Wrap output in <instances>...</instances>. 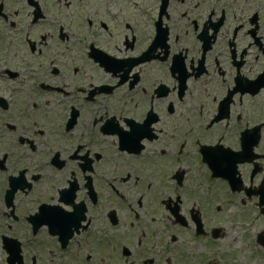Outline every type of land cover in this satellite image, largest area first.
Wrapping results in <instances>:
<instances>
[{
  "label": "flooded vegetation",
  "instance_id": "flooded-vegetation-1",
  "mask_svg": "<svg viewBox=\"0 0 264 264\" xmlns=\"http://www.w3.org/2000/svg\"><path fill=\"white\" fill-rule=\"evenodd\" d=\"M256 225L264 0H0V264H260Z\"/></svg>",
  "mask_w": 264,
  "mask_h": 264
},
{
  "label": "rangeland",
  "instance_id": "rangeland-1",
  "mask_svg": "<svg viewBox=\"0 0 264 264\" xmlns=\"http://www.w3.org/2000/svg\"><path fill=\"white\" fill-rule=\"evenodd\" d=\"M263 228H264L263 225H256V226L253 227V230H254V232H255L256 230H258V229H260V231H261V230H263ZM234 234H235V233L232 232V230H230L229 233H228V235H227V237H225L224 239L221 240L220 244H221L222 247H224V249H227L228 247H231V246L229 245V241H230L231 238L234 236ZM236 234H237V235L240 234L238 230H237V233H236ZM243 239H245V238H243ZM243 243H244V242H243ZM244 245H245V243H244ZM230 251H232V252H237V253H238V254L236 255V257H237L238 259H236L235 261H233L231 264H258L257 262H255V261H253V260H251V259H248V256H247V251H248V249H247L246 246H245V250H244V251H239V248H233V249H231ZM222 257H223V255H222ZM236 257H235V258H236ZM224 259H225V258H224ZM225 261H226V259H225ZM260 264H264V260L261 261Z\"/></svg>",
  "mask_w": 264,
  "mask_h": 264
}]
</instances>
